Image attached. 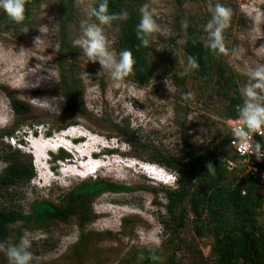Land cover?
I'll list each match as a JSON object with an SVG mask.
<instances>
[{"label": "rangeland", "instance_id": "374dc122", "mask_svg": "<svg viewBox=\"0 0 264 264\" xmlns=\"http://www.w3.org/2000/svg\"><path fill=\"white\" fill-rule=\"evenodd\" d=\"M41 2L28 0L22 24L15 23L0 10V174L7 165L3 157L9 152L19 150L22 161L31 160L27 147L19 148L15 143L20 139L18 133L33 130L35 126L43 135L47 132L52 135L76 124L73 131L90 139L76 149L84 153L89 146L100 152L96 156L102 168L88 178L86 175L71 178L68 172L75 170L74 165L63 168L66 176L54 172L53 183V180L49 182L47 165L40 162L38 171L32 166L33 177L27 183L1 192L0 210L29 216L35 203L50 202L64 207L74 189L99 180L128 187L130 191H102L86 199L84 207L89 211V219L84 222L77 216L63 220L50 217L41 226L30 221L27 225L16 222L8 226L0 239L10 236L16 242L22 234L29 233L33 241L31 251L41 257V264H138V253L147 252L140 237L153 232L163 238L159 250L162 264H171L173 260V264H215L218 257L213 250L215 221L210 220L207 207L213 203L208 199L215 192L208 190L209 175L213 172L208 170V165L197 164L195 177L190 181L188 173L177 165L182 159L178 153L188 143L196 153L207 147L217 151L218 144L224 146V121L230 118L225 107L231 99L243 102L239 87L247 81L249 68L264 63V52L258 51L264 46V0H218L233 12L224 33L229 54H213L206 48L207 52L199 56L204 62L194 57L199 67L183 75L189 57L188 43L195 41L204 45V26L211 18L207 0L129 2L139 19L141 6L147 4L159 25V31L150 37L142 56L143 68L149 72L144 82L133 78L135 72L139 78L144 75L136 66L132 75L120 81L108 75L97 76L101 70L99 63L89 62L71 43L80 35V21L86 18V11L74 7V0H44L49 5L46 10L40 9ZM113 5L115 12L124 7ZM49 18L59 22V27L43 38L38 29L41 25L51 28ZM184 20L187 28L181 26ZM123 23L114 22L106 28L111 47L117 53L126 49L119 44ZM25 27L28 33L23 32ZM37 36L42 41L35 46ZM128 50L135 51V48ZM170 75L177 89L173 95L163 83ZM68 92L75 106L68 103L65 96ZM180 93H191V99L182 100ZM45 99L48 102H42ZM5 133H11L7 136L13 140L6 142ZM155 153L167 156L176 166L171 169L149 162ZM78 159L73 156L75 166L82 164ZM145 163L168 170L174 183L161 185L148 180L139 168ZM221 166L224 171L216 177L215 184L229 188L237 174L228 171L223 163ZM179 178L194 193L196 207H192L191 200H185L184 227L172 235L163 225L171 222L165 195L178 188ZM225 205L228 209L221 210L220 217L224 226L235 224L255 237L259 231L264 235V208H256L255 215H250L251 219L246 222L235 214L229 202L225 201ZM211 209L220 212L218 206ZM219 216V213L214 215ZM197 231H202V235ZM234 234L239 232L235 230ZM0 264H7L3 253H0Z\"/></svg>", "mask_w": 264, "mask_h": 264}, {"label": "clouds", "instance_id": "9594fccd", "mask_svg": "<svg viewBox=\"0 0 264 264\" xmlns=\"http://www.w3.org/2000/svg\"><path fill=\"white\" fill-rule=\"evenodd\" d=\"M28 0H0V10H3L7 16L17 24H22L26 19V4ZM41 10H46L49 5L42 0L39 5ZM74 7L82 8L86 11V18L80 21V35L74 38L71 43L75 48H79L83 55L91 63H99L101 70L97 76L108 75L115 81H120L129 77L134 73L136 60L130 50L125 49L117 53L110 44L106 28H110L114 22L127 21L129 14L126 10L120 12H112L109 7V0H74ZM140 19L136 26L137 38L141 44L147 47L150 43V37L159 31V25L154 19L153 13L149 11L147 4L140 8ZM207 11L211 18L204 26L205 36L202 37L204 47L213 52V54L228 55L229 49L225 41V30L229 28L230 21L233 15L232 9L216 0H207ZM94 18V19H93ZM52 20V27L48 25H41L38 29L43 38L50 30H56L59 27V22L54 18ZM182 28H187V20L182 21ZM24 33H28L27 27L23 28ZM42 41L40 36L34 38L35 46ZM24 51L21 48V54ZM258 51L264 52V46H261ZM235 54L236 50L233 49ZM176 57L177 53H173ZM181 61H179L180 63ZM196 58L189 56L187 58V66L183 74L188 71L198 68ZM84 75H88L84 73ZM172 75L166 77L163 83L170 94H175L177 89L172 82ZM239 93L243 98V102L237 105L239 122L244 126L243 129L237 130L234 135L245 141L244 148L257 160H264V144L254 138L250 139V134H258L264 137V63H258L254 67L249 68L247 72V81L240 85ZM181 99L187 101L191 99V93H180ZM62 99V98H60ZM40 100V99H34ZM41 101V100H40ZM53 101H58L53 99ZM42 102H48L47 99ZM74 125H68L65 128L58 130L56 133L50 135L45 134L42 137L40 128L33 127V130L27 129L18 133L20 139L16 140L17 147L25 146L28 149L30 156L31 167L38 171L40 162L47 165V172L51 178L54 179V172L65 174L62 172L63 168L73 166L75 170L68 172L70 177L83 178L85 175L94 177L99 173L102 164L96 155L100 152L92 150L88 146L87 153H80L76 147L83 142H89V136L83 135L80 132L73 131ZM6 142L13 140L12 136L5 135L3 137ZM62 154V155H60ZM83 154V155H82ZM61 158H60V156ZM78 156L81 159L84 156L86 159L81 161V166H75L73 156ZM92 155V156H91ZM53 156V158H52ZM55 156V157H54ZM68 157L72 158V164L67 163ZM79 168L76 171V168ZM208 170L213 168L212 164H208ZM144 172L148 180L161 184H173L174 177L171 173L152 163H145L139 166ZM34 171V170H33ZM64 171V170H63ZM66 176V174H65ZM171 177V179H169ZM40 179V178H39ZM196 181L193 183L195 184ZM50 187V186H49ZM142 246L147 251V256L144 251L137 255V262L148 259L153 264H162L163 257L159 254L162 247L163 238L153 232H149L147 236L140 237ZM33 241L30 234L25 232L18 241L13 242L11 237L0 239V253H3L7 258V264H41V257L34 255L31 251Z\"/></svg>", "mask_w": 264, "mask_h": 264}, {"label": "trees", "instance_id": "16d2710c", "mask_svg": "<svg viewBox=\"0 0 264 264\" xmlns=\"http://www.w3.org/2000/svg\"><path fill=\"white\" fill-rule=\"evenodd\" d=\"M31 1L33 0H29V2ZM124 1L127 2L126 5H124ZM132 1L134 0H109V2L112 3V5L109 7L110 11L115 12V10L113 11L112 9L114 8L113 4L119 5L120 7L124 5L122 9L126 10L129 14L128 20L123 21L124 23L119 44L122 48H135V51L132 50L131 52L137 62V69H142V71H144V75L139 78L137 76V72H135L133 78L140 82H144L148 80L149 72L146 71L147 69L145 70L143 68L144 63L142 56L144 54L145 46H143L140 40L137 38L136 26L139 22V18L135 10L129 5V2ZM122 9H119V11ZM188 45V56L197 57L200 63L204 62L201 60V57H199L203 52H207V49L204 47V45L195 41L189 42ZM205 60L207 59L205 58ZM65 96H67L66 99L68 103L71 106H75L71 94L68 92V94ZM240 104H242L240 99H231L225 107V112L228 113L227 117L237 116L238 112L235 109V106ZM11 133H5V135H11ZM188 144L186 145L185 150H182L181 153H178L182 154V159L178 161L177 165L182 169V171L188 173L190 181L195 177L194 169L197 164H212L213 166L211 169V172L213 173L210 172L211 174L209 175L208 190H215V192L214 196L208 199L212 200L213 203L208 204L207 207L209 208L210 212V220L215 221V228L212 231L215 242L213 250L218 253L215 264H236L239 261H242L246 264H264V235L260 231L255 237L252 232L243 231L242 228L237 227L235 224L226 227L224 226L225 223L223 224L220 222V217L223 215L221 210L228 209V206H224L225 201L231 204V208L236 210L234 211L235 214L241 217L242 221L248 222L249 219H251L250 215H255V209L262 207L263 204V197L259 193V188L252 185L250 182L244 181L243 179L237 181L236 176L233 178V183H231L229 188L216 186V177L220 176L221 172L224 171V168L221 166V164L223 163L224 165L223 161L225 158H231L229 153L227 154L225 144L223 147L218 144L217 151L215 148L211 149L207 147L201 152H197L198 154L193 152L191 145ZM18 152L19 150H14L3 157V162L7 165L0 174V194L1 192H7L9 188L19 186L22 183H27L33 177V170L30 161H22V157ZM182 160H184L183 163H180ZM148 161L165 165L171 169L176 166L175 164H172L169 159H167V156L161 155L160 153H155V156L150 157ZM243 189L246 191L244 196L240 194ZM190 190L191 189L188 187L187 183L183 181L182 178H179L178 188L166 192V211L169 215V218L171 219V222L169 224L164 222L163 225L167 232L168 230L171 231L172 235L174 232H178L182 227H184V219L186 218V215L184 214L185 200H191L192 207L194 209L196 207L194 203L196 200L194 198V193L191 194ZM102 191L127 192L130 191V189L125 186L113 185L111 183L99 180L86 187L81 186L74 189V191L68 194V202L64 207H57L50 202L35 203L33 205L32 213L29 216H24L18 211L0 210V235L3 236V232L8 229V226L16 222H22L24 225H27V223L30 221L34 222L36 226H41L42 224L46 223L50 217L63 220L66 217L74 216H77L82 222H84L89 219V211L84 207L86 199L91 198ZM203 203L205 204V201H203ZM213 206H218L221 213L217 212L216 210H212L211 207ZM218 213L220 216L215 218L214 215ZM235 230L239 232L238 235L234 234ZM197 234L202 235V231H197ZM83 238L84 236L81 235V239ZM145 255L147 256V252ZM173 263L174 260L171 261V264ZM140 264H153V262L145 259L144 261L140 262Z\"/></svg>", "mask_w": 264, "mask_h": 264}, {"label": "built area", "instance_id": "2783aa9c", "mask_svg": "<svg viewBox=\"0 0 264 264\" xmlns=\"http://www.w3.org/2000/svg\"><path fill=\"white\" fill-rule=\"evenodd\" d=\"M235 109L237 110V106ZM243 127L238 115L224 121L225 146L231 156L224 159V167L237 174V181L243 179L259 188V193L263 197L262 208H264V160H257L255 156L248 153L244 148L245 141L234 135ZM251 138L264 144V137L258 134H250ZM240 194L244 196L246 191L243 189Z\"/></svg>", "mask_w": 264, "mask_h": 264}, {"label": "bare ground", "instance_id": "6f19581e", "mask_svg": "<svg viewBox=\"0 0 264 264\" xmlns=\"http://www.w3.org/2000/svg\"><path fill=\"white\" fill-rule=\"evenodd\" d=\"M45 135H42V137H44ZM85 153H87V152H84L83 154H85ZM82 154V155H83ZM92 156V155H91ZM86 158L84 157V156H82L81 157V159H78V161H84ZM70 164H72V162L69 160L67 163H64V165H70ZM79 170V168L77 167L76 168V171H78ZM85 178H88V176H86ZM53 180V183H54V179H52L51 177L49 178V182H51Z\"/></svg>", "mask_w": 264, "mask_h": 264}, {"label": "snow or ice", "instance_id": "6c2138e0", "mask_svg": "<svg viewBox=\"0 0 264 264\" xmlns=\"http://www.w3.org/2000/svg\"><path fill=\"white\" fill-rule=\"evenodd\" d=\"M169 179H171V177Z\"/></svg>", "mask_w": 264, "mask_h": 264}]
</instances>
